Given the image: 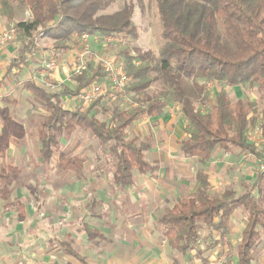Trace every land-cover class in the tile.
I'll return each mask as SVG.
<instances>
[{
	"label": "trees",
	"instance_id": "obj_1",
	"mask_svg": "<svg viewBox=\"0 0 264 264\" xmlns=\"http://www.w3.org/2000/svg\"><path fill=\"white\" fill-rule=\"evenodd\" d=\"M144 0H136L143 5ZM154 1L161 22L163 43L157 52L148 50L119 51L124 72L129 79L125 95L133 110L124 109L121 98L113 102L110 111L91 104L84 111L62 108L63 97L76 96L82 88L103 78V74L87 72L74 80L72 88L61 87L47 94L41 87L32 86L44 101L48 116L42 121L38 140L41 162L52 164L64 131L76 128L89 132L94 139L107 146L115 160L113 179L123 187L132 186L135 172L148 169L145 159L149 148L145 140L124 138L123 132L140 115L157 120L166 108L177 105L186 121V137L179 145L187 158L204 166L216 149H234L248 153L261 164L251 187L237 194L226 189L212 197L207 175L198 169L196 189L192 195L178 199L165 209L159 219L164 227L163 237L170 249L187 253L197 243L200 227L224 235L234 210L243 209L246 216L236 250V264H251L252 249L264 231V206L258 195L264 185V144L259 146L247 139L248 130L257 126L264 142V110L260 113L253 102L237 99L230 102L226 88L257 85L264 103V0H149ZM112 0H19L29 8L32 19L13 23L17 38L30 37L42 28L47 38L66 50L73 35L108 36L122 34L136 41L137 32L131 21L132 6H124L114 13H105ZM0 18L12 24V0H0ZM132 53L136 54L135 56ZM139 62L136 64V62ZM185 81L191 82L189 91ZM206 84L220 86L210 109L202 112ZM153 85L156 89L149 92ZM124 94V93H123ZM196 102L199 105L196 106ZM126 105V104H125ZM95 108H98L96 110ZM100 110V112H99ZM103 115V120L96 116ZM23 135L22 127L3 114L0 133V157L9 144ZM57 165L77 178L83 171L84 159L58 153ZM263 163V164H262ZM15 167L0 165V199L8 200L10 185L18 174ZM262 187V188H261ZM18 220L25 216L24 206L17 203ZM91 234H97L89 231ZM66 253L77 257L70 249Z\"/></svg>",
	"mask_w": 264,
	"mask_h": 264
},
{
	"label": "crops",
	"instance_id": "obj_2",
	"mask_svg": "<svg viewBox=\"0 0 264 264\" xmlns=\"http://www.w3.org/2000/svg\"><path fill=\"white\" fill-rule=\"evenodd\" d=\"M9 26L11 25L4 18H0V33ZM46 45L51 44L38 45L36 38L32 43L29 37L24 40L17 38L7 43L0 51V133L3 114L23 127L27 114L35 119V114L30 112L31 104L24 98L31 97V85L39 84L37 78L42 63L40 61L44 57L43 50ZM70 48L69 44L64 51L67 52ZM71 64V57L65 55L61 59L60 70L51 73L49 75L51 80L47 78L48 81L57 84L62 82L60 88H72L74 82L70 83L68 80ZM91 74L94 75L89 73ZM64 99L66 101V97H63ZM171 108H178L175 114L181 117L179 107L173 105L167 107L162 117L154 121L165 123L164 127L167 124L171 125L172 117L167 115V110ZM40 115L43 116L41 113L37 114ZM45 116L47 117L48 114L45 113ZM183 122L184 127L187 126L184 119ZM38 132V128L31 129L26 132L22 140H13L0 157L2 167L10 166L20 170L17 169L18 174L9 187L11 193L9 199L3 200V203L0 201V264H221L223 262L236 264V250L246 223L245 213L238 211L240 208L231 214L228 231L224 235L210 232L204 226L200 227L197 243L186 254L170 249L163 237L164 227L159 220L157 224L151 219L150 202H155V199L164 201L165 205L162 203L163 207H161L163 212L172 208L178 199L193 194L188 196L182 194L186 193L184 192L186 184L183 180L187 175L184 173L187 171L185 167H177L171 172L175 175L169 179L172 183L166 181L167 186L164 181H160L163 183L161 185L155 181H147V185L143 181L147 173L145 175L135 173L132 186L119 187L124 193L125 203H111V208L103 214L98 211L100 202L103 206L107 203L100 201V197L105 194V185L89 181L83 174L84 170L77 178L72 172L57 167L54 161L53 164L44 165L40 157ZM185 137H177L179 139L174 153L182 159L187 157L185 158L180 152L179 145ZM214 153L216 151L213 152L212 158ZM223 155L218 158L219 160L210 159V162H207L213 168L212 173L215 174L206 172L209 188L212 190L218 188L222 180V175H218V169L223 164H225L223 171H227L231 165L238 167L247 156L248 159L251 157L253 163L255 162L253 156L236 149ZM196 171L191 175L194 183L191 181L188 184L194 191ZM256 172L248 170L243 176L234 175V189H227H233L238 194L243 193L246 188L252 186L258 173ZM54 173L56 175L49 176ZM58 174L63 176H57ZM239 180H241L240 186L236 184ZM226 183L228 182L225 181L224 184ZM86 190L92 195L90 201ZM224 190L226 189H222L219 194ZM35 193L43 197H32ZM116 195L117 192L107 199ZM44 199H49L48 208ZM167 200L169 205L166 203ZM14 203H21L24 206L25 216L22 220H18V214H15ZM122 204L125 208H122ZM73 208H77L76 212H73ZM89 231L97 234L90 235ZM227 242L228 247L225 246ZM68 249L77 257L66 253ZM251 264H264V245L256 262L252 261Z\"/></svg>",
	"mask_w": 264,
	"mask_h": 264
},
{
	"label": "rangeland",
	"instance_id": "obj_3",
	"mask_svg": "<svg viewBox=\"0 0 264 264\" xmlns=\"http://www.w3.org/2000/svg\"><path fill=\"white\" fill-rule=\"evenodd\" d=\"M12 1H13V8H14V18H13L12 24L11 23L9 24L13 26L14 21H17V22H22V21L27 22L28 21L29 22L32 19V15H31L29 8L22 4H19V0H12ZM126 5L133 7L132 9L133 14L131 16V21L133 23V26L136 28V32H137V39L136 41H133V42H131L132 39L129 38L128 35H126L127 38L124 37L123 33L117 34V35L114 34V36H118L122 40V42L120 41L118 37H116L117 40L115 39L113 40L114 42H109V41L107 42V40L104 41L103 39L102 41L94 40L93 37L99 36V35L92 36L86 33H83V34L87 36V39L85 41H82L80 39V36L82 34L81 35L76 34V35H73L71 37V40L68 42L71 48L67 52H65L64 50L56 49L55 45L57 44L45 36L44 30L42 28H39L38 30L32 32V34L29 37L31 39V43L33 42V39L36 38L38 39V45L39 44L45 45L47 43L51 44L50 46L46 45L44 47L43 52L45 53L47 50H54L53 52L55 53V68L52 71H44V68H40V71L38 74L39 76L37 78V81L39 84L36 86L39 88L41 87L47 94H51L55 91H58L60 86L62 85L61 84L62 82L57 84V82L50 81L51 79L49 75L51 73L58 72L60 70L61 59H63L65 55H69L72 59V64H71V67L69 68L70 69L69 72L72 71L76 66L77 54L80 53L81 49L83 50L87 48L89 52L95 55V57H102V56H105L106 58L110 57L114 59V64L119 68H123L124 66L123 58L119 57L118 55L119 51H122L128 48V50L132 49L133 52L134 51L137 52V50L141 52H145L148 50L157 52L160 45L163 43V40L161 38V22H160V18H159L158 11L156 9L154 1L144 0L143 5L139 6L136 0H112L110 6L105 11V13L110 14V13L117 12L123 9L124 6ZM9 28L10 26L7 27L5 30ZM102 37H106V36H102ZM15 39H17V35ZM49 40L50 42H47ZM134 53H132L133 56L136 55ZM44 61L45 59L43 57L40 62H44ZM138 63L136 62V64ZM88 64H89L88 75L89 73L94 74L96 72L102 74L101 66L99 63L96 62L95 58H92V60H90ZM47 78L50 80L48 81ZM71 79H72L71 73H69L68 80L70 81ZM101 81L102 80H99V81L97 80V82H95L94 84H97ZM185 85L189 91H193L191 88L192 86H191L190 81H185ZM91 86L89 85V87ZM156 88H157V85H153L151 89H149V92ZM219 88L220 86H217V85L206 84L205 90H207V92L205 91L204 93L206 95L205 99L207 101L204 103V105L198 106L202 112H205L210 109L211 105L213 104L215 93L216 91H218ZM84 89L86 88H82L81 90H84ZM226 89L228 92V98L230 102L233 103L237 99H243L244 101H247V102H253L256 104L258 111L260 113L263 112L264 103L262 100L261 91L257 85H254L252 87L244 86V87H231V88H226ZM122 92L124 94L122 93L121 95H118L114 99L110 97V98L100 100V101L97 100L95 101V103L98 102L97 106L98 105L99 107L102 106V108L105 107L110 111V109L112 108L113 102L116 101L118 97H120L121 105L124 104L125 109L127 110H133L129 106L125 105L127 103L128 96H129V95H125L126 89ZM24 100H26L28 103L31 104L30 112L34 113L35 119H39V120L32 119V116L27 114L25 116V127L21 125L22 130H23V135L21 138H18V140H22L26 132L28 133L29 130L31 131V129L37 130L38 128V130L40 131L41 123L46 118L45 113L48 114L46 107L44 105V101L36 95L35 91L31 90V97L24 98ZM63 101H65V99ZM63 101L61 102L62 104L61 106L65 110H77L78 109L79 111H84V109H86L88 106L93 104L89 102H83V100L82 101L80 100L81 102H79L76 96H73L71 98L68 97L66 98L65 102ZM197 105H199V102H196V106ZM124 106L122 105L123 109H124ZM135 108H136V104H135ZM39 109H41V111H39ZM95 109L98 110V108H95ZM175 110L177 111L178 108H175V109L171 108L170 110H167V113H168L167 115L171 116L173 120V122H171V125L167 124L166 127H164L165 123L151 120L145 114H142L125 129V131L123 132V135H124V138L126 139H132L133 137H137L141 140H145L147 142V145H149V148L145 154V159H146V162L148 163V169L147 170L145 169V171L140 174V175H143V174L145 175L147 173L145 175L146 179L142 178L143 181L146 182L147 185H148V182H151V181H155L157 182L158 185H161L163 183H161L160 181H164L165 185L167 186L168 183L166 181L168 180L169 183H172L170 182L169 179L171 178L172 175L173 176L175 175V173L173 174L171 172L172 171L174 172L175 169H177V167L183 166L185 167V170H187V171H184V173H186L187 175L185 176V179H183L185 180V184H186L185 190H184V192L186 193H182L183 191H181V193L188 196L192 194L194 191V189L190 188L188 185L189 183H191V181L192 183H194L193 179L191 178L192 173H194L198 169H201L205 174L206 172H209V174H214V173H212L213 168H211L209 163L205 164L204 166H201V164L197 163L195 160L191 158L185 157L186 159L184 158L182 159L181 157L174 155L175 150H176V145L178 144V139L180 137L184 138V136L187 135L186 127L188 129V125L184 127L185 123L183 122L182 116L179 117L178 115H176ZM40 113L43 115L42 117L41 115L37 116V114H40ZM96 117L100 120H103L104 118V116L99 113ZM255 129L259 130L258 125L248 130L247 139L249 142L258 143V145L261 146L264 144V142L262 139H259V137L257 138V135L254 133ZM60 141L61 142H60L57 152L55 153V157H57L59 152L60 153L62 152V153H65L68 157L83 158L85 161L83 164V167H84L83 174L89 179V181L92 180L95 182V184L101 185V183H103L105 185L104 187L105 194L100 197V201L102 202L107 201V203L103 206L101 205V202H100V205H99L100 208L98 211L99 213L100 212L103 214L107 213L108 209L111 208L112 204L125 203V200H124L125 197H123L124 193H122V190H120L119 188L120 186L115 184L113 180L115 160L112 157V155L109 154L107 146L103 145L102 143L94 139L89 132L84 131L82 129H78V128L72 131H69V132L64 131V134L62 138L60 139ZM150 145H152L151 149H150ZM220 150L221 149H216L215 150L216 153H214L213 158L211 156L210 159L219 160L218 158H220L221 156L223 157L224 156L223 154L225 152H223L222 150L220 151ZM219 151L222 153H220ZM250 159L251 157L248 159V156H247L246 158H244L245 161L239 164L238 167L231 165L227 171H223L224 170L223 167L225 165L223 164L222 167L218 169L219 171L218 175H222L221 176L222 180H220V183L218 184V188L214 190L209 188V194L212 197H214V196L219 195L222 189H227V188L234 189L233 187L234 175L236 176V175L241 174L243 176V174L247 172L248 170L260 172L263 169L261 168L263 167L261 166V164L257 162L253 163ZM53 161L55 162L54 164L58 167L57 158H55ZM206 166H209V167L206 168ZM4 167H8V166H4ZM54 175H56V173L50 174L49 176H54ZM57 176H60V175L58 174ZM140 177H143V176H140ZM225 181H227L228 183L224 184ZM240 182L241 180H239V182L236 184L240 186ZM262 187H261L262 192L258 195V193L254 191V195L259 196L261 198L262 206H264V185H262ZM85 192L86 194L89 195V201H90L92 199L91 193L89 192V190H86ZM116 192H117V195L114 197L116 198L114 201H112V199L114 198H111L109 200L107 199V198H110L111 195L115 194ZM32 197L42 198L43 196L38 195V193H35L34 196ZM0 201L2 202L3 200L0 199ZM44 201H46V205L48 208V205L50 203L49 199H44ZM163 202H164L163 200L158 201L156 199H155V202H150V217L154 221V223L158 224L157 221L159 220V217H161V213L163 210L161 209V207H163L162 206ZM166 203L169 205L168 200L166 201ZM163 205L165 204L163 203ZM14 206H15L14 209L16 210L15 214H18V209L16 208L17 204L14 203ZM72 206L75 207V205L73 204ZM70 207H71V203H70L69 209ZM122 208H125L123 204H122ZM89 209L91 208L89 207ZM76 210L77 208H73V212H76ZM238 211H241L243 214L245 213L242 209ZM263 245H264V233L263 231H261V235H260V239L258 243L255 245L254 249H252V261L256 262V259L258 258V255L261 252ZM225 246L227 247L229 246L228 242L225 244ZM226 253H228V250L226 251ZM221 264H226V263L223 262Z\"/></svg>",
	"mask_w": 264,
	"mask_h": 264
},
{
	"label": "built area",
	"instance_id": "obj_4",
	"mask_svg": "<svg viewBox=\"0 0 264 264\" xmlns=\"http://www.w3.org/2000/svg\"><path fill=\"white\" fill-rule=\"evenodd\" d=\"M16 35L17 31L14 26H10L9 29L1 32L0 51L7 43L16 40ZM116 37L118 36L108 35L106 37L95 36L93 38L94 40L99 41H102L103 39L104 41L107 40V42H114V39L117 40ZM80 39L82 41H85L87 39V36L85 34H82L80 36ZM120 41L122 42L121 39ZM53 51L54 50H47L43 55L45 61L42 62L41 68H44V71H52L55 68V53ZM92 58H95L96 62L99 63L101 66V72L103 74V78L101 79L102 81L97 84H94L95 82H97L95 81L91 84H94L93 86L90 85L91 87L87 86L88 88L85 87L86 89L81 90L76 95L77 100L79 102L83 100V102L95 103V101L97 100L100 101L110 97L114 99L118 95H121L123 93L122 91L126 89L129 82V79L126 76L124 69L117 67L114 64V59L110 57H95V55L89 52L87 48L83 50L81 49L80 53L77 54L76 66L72 71H70L72 79L69 82L73 83L77 77L81 76L85 72H88V62L92 60ZM126 105L130 108H135V104H132L130 101H127ZM254 133L257 135V138L260 137V131L258 129H255Z\"/></svg>",
	"mask_w": 264,
	"mask_h": 264
}]
</instances>
